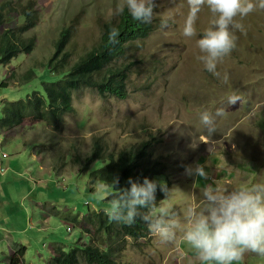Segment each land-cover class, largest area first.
Segmentation results:
<instances>
[{"label": "rangeland", "instance_id": "1", "mask_svg": "<svg viewBox=\"0 0 264 264\" xmlns=\"http://www.w3.org/2000/svg\"><path fill=\"white\" fill-rule=\"evenodd\" d=\"M9 1L20 3L15 16L23 5L32 10L33 27L21 39L33 38L35 45L29 54L21 52L9 64H0V117L4 102L24 99L50 79L38 64L54 52L62 27L70 32L66 49L72 64L98 41L102 22L117 17L116 7L124 3L0 0V8ZM156 5L157 26L131 47L133 58L140 60L129 74L126 98L100 97L94 88L83 87L74 95L73 112L62 115L60 131L26 118L19 127L0 133V168L5 170H0V264H8L20 246L24 252L17 264H48L57 246L69 251L93 239L94 231L81 233L68 220L83 218L87 209L112 208L105 200L112 187L89 177L104 161L78 175V165L65 163L61 155L84 157L95 140L113 155L150 142V163L159 168L158 177L168 189L155 199L156 210L171 208L181 226L171 241L152 230L145 238L127 237L118 247L120 264H215L201 261L183 239L187 208L203 207L208 186L230 191L264 184V9L242 20L237 17L245 31H235L236 47L218 63L215 76L196 59L201 54L199 33L212 18L208 8L198 14V35L185 38L180 29L187 0H156ZM169 16L162 27L161 18ZM30 67L35 78L16 84L15 78ZM11 72L15 76L9 79ZM203 112L213 117L211 136L201 122ZM196 164L204 167L206 177L186 173ZM232 264H264V256L246 251Z\"/></svg>", "mask_w": 264, "mask_h": 264}, {"label": "trees", "instance_id": "2", "mask_svg": "<svg viewBox=\"0 0 264 264\" xmlns=\"http://www.w3.org/2000/svg\"><path fill=\"white\" fill-rule=\"evenodd\" d=\"M19 1H9L0 8V64L7 65L19 53L32 52L35 42L33 38L21 39V35L33 27L34 19L29 5H23L20 16H15ZM16 20V21H15ZM17 25L13 29L5 27L6 23ZM19 23V24H18ZM157 26V18L153 16L151 23H141L133 20L127 7L117 17L104 21L98 41L82 55L69 64L71 53L66 49L70 38L67 27H62L54 43V52L38 67L45 68L50 75L49 80L41 82V90H34L24 99L6 101L2 105L0 117V133L10 128L19 127L26 118L43 122L54 132L60 131L62 115L72 113L74 95L83 87L94 88L100 97H127V81L130 72H133L140 58H133L137 42L147 38ZM115 27L119 31V43H109V32ZM15 74L11 72L9 79ZM32 67L25 70L15 78L16 84L26 83L35 78ZM3 85H6L5 83ZM150 142L142 141L137 148L119 151L117 154L107 153L96 140L92 150L81 157L71 153L69 157L61 155L66 163L72 160L77 164L76 173L84 174L91 169V165L104 161L94 172L89 171L92 181H99L112 187L106 197L108 205L113 207L118 188H128L129 178L143 182L145 177L157 184L155 199L163 195L162 181L156 164L150 163L147 153ZM163 178V176H161ZM164 179V178H163ZM116 180L118 183L115 187ZM157 204L155 203V209ZM83 218L74 216L69 222L75 224L82 232L94 231L93 239L89 243L75 245L69 251L57 246L48 264H120L118 262V247L127 237L145 238L150 228L148 224L137 215L131 224L110 219L107 210L87 209ZM148 209L138 208V212L146 213ZM71 230V228H70ZM15 252V251H14ZM24 252V247L10 255L8 264H17Z\"/></svg>", "mask_w": 264, "mask_h": 264}, {"label": "clouds", "instance_id": "3", "mask_svg": "<svg viewBox=\"0 0 264 264\" xmlns=\"http://www.w3.org/2000/svg\"><path fill=\"white\" fill-rule=\"evenodd\" d=\"M187 5V15L180 29L185 38L198 35L196 24L202 8L206 6L211 13L208 26L202 29L196 41L201 53L196 59L206 71L218 76V63L236 47L235 31H245L237 17L242 20L257 8L264 9V0H187ZM156 6V0H124L117 5L116 12L123 13L127 7L133 20L151 23ZM170 19V16L161 18V26L166 27ZM109 43H119V31L115 27L109 32ZM216 115L221 112L217 111ZM201 122L211 136L215 132L212 115L201 113ZM186 173L200 177L207 175L200 164L187 167ZM117 183L116 180L115 187ZM128 184V188H118L113 207L107 210L110 219L131 224L140 215L161 240H173L175 229L181 226L171 208L155 209L156 182L147 177L142 183L129 178ZM160 187L162 191H168L166 185ZM203 198V207L187 208L183 225V239L198 253L201 261L232 264L242 259L246 251L264 256V184L236 186L230 191L208 186L203 190ZM138 208L148 211L140 213Z\"/></svg>", "mask_w": 264, "mask_h": 264}, {"label": "bare ground", "instance_id": "4", "mask_svg": "<svg viewBox=\"0 0 264 264\" xmlns=\"http://www.w3.org/2000/svg\"><path fill=\"white\" fill-rule=\"evenodd\" d=\"M70 229V228H69Z\"/></svg>", "mask_w": 264, "mask_h": 264}]
</instances>
